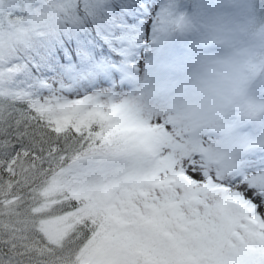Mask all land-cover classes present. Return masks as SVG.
<instances>
[{"label": "snow or ice", "instance_id": "snow-or-ice-1", "mask_svg": "<svg viewBox=\"0 0 264 264\" xmlns=\"http://www.w3.org/2000/svg\"><path fill=\"white\" fill-rule=\"evenodd\" d=\"M0 264H264V0H0Z\"/></svg>", "mask_w": 264, "mask_h": 264}]
</instances>
